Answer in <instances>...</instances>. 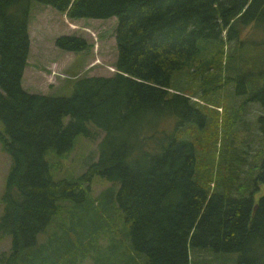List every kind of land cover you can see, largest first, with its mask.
I'll return each mask as SVG.
<instances>
[{"label": "trees", "instance_id": "obj_1", "mask_svg": "<svg viewBox=\"0 0 264 264\" xmlns=\"http://www.w3.org/2000/svg\"><path fill=\"white\" fill-rule=\"evenodd\" d=\"M33 3L70 20L117 18L116 74L80 78L70 97L27 92ZM263 15L264 0H0V144L13 161L0 264H203L199 251L211 253L209 264H264V145L251 162L232 140L250 103L264 109V54L228 78L249 95L221 115L214 97L225 86L211 72L222 67L225 38ZM55 44L93 48L71 35ZM91 125L105 133L99 161L54 181L46 157L66 159L79 135L97 139ZM259 125L264 139V115ZM207 139L203 154H213L204 161L198 145ZM97 178L111 186L94 197Z\"/></svg>", "mask_w": 264, "mask_h": 264}, {"label": "rangeland", "instance_id": "obj_2", "mask_svg": "<svg viewBox=\"0 0 264 264\" xmlns=\"http://www.w3.org/2000/svg\"><path fill=\"white\" fill-rule=\"evenodd\" d=\"M117 24L118 20L115 17L109 20L81 19L74 21L50 6L33 3L30 22L31 48L22 80L23 88L31 94L70 97L73 94L76 80L80 78L114 76L117 72L115 64L118 59L115 38ZM64 35L84 38L93 45V48L89 52L81 54L61 51L55 43L57 38ZM223 35L225 36V33ZM232 37V41H228L225 38L221 69L211 71L214 74L219 72V84H224L225 86L214 97V100H216L215 104L218 106L215 109L220 115L223 111L225 112L224 109L230 110V108H238L249 95L247 87L245 88L240 83L231 84L227 81H229V77L233 78L249 70L250 65L247 62L249 55L260 56L264 54V15L259 22L247 25L246 27H242L239 24L233 31ZM237 38L238 41H236ZM205 44V41H200L202 49H204ZM219 50L218 46H210L209 49L213 53H218ZM175 77L177 78L178 76ZM178 79H180L181 83L187 81L183 75L179 76ZM192 99L205 105V102L200 99ZM210 111L212 113L209 116L213 118L216 112L213 110ZM262 115H264L262 106L257 102L250 103L241 115L242 121H239L232 136L233 144L238 154L251 162L264 145V139L259 125V118ZM68 121L69 119L66 120V122ZM212 122L209 119V125ZM173 125V122H167L162 129L170 131ZM90 128L92 131L99 133L92 125ZM214 130V128H211L209 134ZM99 134L97 139L79 135L75 139L72 153L66 159L57 157L53 152L48 154L46 159L51 165V176L54 181L60 182L78 178L92 164L99 161V145L105 133L100 132ZM206 141L207 143L203 144V146L198 145L199 150H201L200 157L204 161L213 154H203L208 144H212L208 143V139ZM220 144L222 143H219L218 140V148L214 149L216 159L212 168H216L217 155L220 153ZM12 162V158L3 150L0 144V217L4 210L1 199L5 191ZM247 168L244 167L246 169L245 171H247ZM242 177L246 178L247 173H242ZM109 186H111V183H108L106 180L95 179L91 184L92 195L94 197L98 196ZM41 239L44 241L47 239V236ZM107 243V240H102L103 245ZM9 248L10 238H6L0 244V252L8 251ZM211 257V253L199 251L196 253L194 259L196 258L198 262L203 264H209L206 262L214 260ZM86 264H91V261H87Z\"/></svg>", "mask_w": 264, "mask_h": 264}, {"label": "crops", "instance_id": "obj_3", "mask_svg": "<svg viewBox=\"0 0 264 264\" xmlns=\"http://www.w3.org/2000/svg\"><path fill=\"white\" fill-rule=\"evenodd\" d=\"M74 21H78V20H74Z\"/></svg>", "mask_w": 264, "mask_h": 264}, {"label": "water", "instance_id": "obj_4", "mask_svg": "<svg viewBox=\"0 0 264 264\" xmlns=\"http://www.w3.org/2000/svg\"><path fill=\"white\" fill-rule=\"evenodd\" d=\"M257 208V207H256Z\"/></svg>", "mask_w": 264, "mask_h": 264}]
</instances>
